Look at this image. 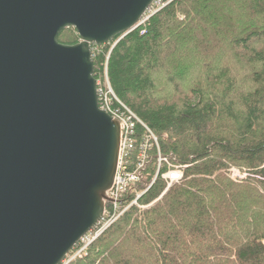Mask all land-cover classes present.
<instances>
[{
  "label": "trees",
  "instance_id": "1",
  "mask_svg": "<svg viewBox=\"0 0 264 264\" xmlns=\"http://www.w3.org/2000/svg\"><path fill=\"white\" fill-rule=\"evenodd\" d=\"M165 1L139 27L92 45L94 76L107 73L143 122L136 149L146 125L163 155L188 165L184 178L165 191L159 176L138 198L145 208L130 206L69 264H264V0ZM79 40L74 27L59 34ZM158 151L154 143L125 204L151 184ZM233 166L246 178H232Z\"/></svg>",
  "mask_w": 264,
  "mask_h": 264
},
{
  "label": "water",
  "instance_id": "2",
  "mask_svg": "<svg viewBox=\"0 0 264 264\" xmlns=\"http://www.w3.org/2000/svg\"><path fill=\"white\" fill-rule=\"evenodd\" d=\"M155 0H0V264H62L102 219L121 124L101 109L92 45ZM74 27L80 40L59 41Z\"/></svg>",
  "mask_w": 264,
  "mask_h": 264
},
{
  "label": "built area",
  "instance_id": "3",
  "mask_svg": "<svg viewBox=\"0 0 264 264\" xmlns=\"http://www.w3.org/2000/svg\"><path fill=\"white\" fill-rule=\"evenodd\" d=\"M165 5V0H155L147 13L143 16L139 26L145 23L153 14ZM105 75L108 79L107 73ZM107 85L109 86V89L107 86L104 88L101 85L100 80L97 81L99 106L101 109L110 113L114 118L118 119L121 124L118 168L114 184L107 192L109 200L106 204L111 203V206L109 209L106 208L102 219L81 239L79 244L75 247V250L70 252L71 254L76 251L73 258L84 255L87 252L86 249L89 245L107 228L115 223L130 206L138 204L141 208H145L146 205H140L138 203V198L148 190V188L155 182V180L158 179L159 176L166 181L167 187L165 191H167L170 187L184 178V170L188 166L187 164H180L177 161L176 155L173 153L163 155L159 148L157 136L146 125L145 134L143 135V140L138 151V149H136L138 124H143V122L138 115H136L117 97L109 82ZM154 143L157 145L159 150L157 156L156 174L151 184L144 191L138 193L137 197L133 199V201L125 204L123 200L124 195L132 186L138 184V182H140L143 178V174L148 164L149 150ZM67 258L64 259L62 264H67L66 260L69 259ZM71 260L72 259H70V261Z\"/></svg>",
  "mask_w": 264,
  "mask_h": 264
},
{
  "label": "rangeland",
  "instance_id": "4",
  "mask_svg": "<svg viewBox=\"0 0 264 264\" xmlns=\"http://www.w3.org/2000/svg\"><path fill=\"white\" fill-rule=\"evenodd\" d=\"M190 50H192V48H189ZM198 52H199V57H200V61H201V59H202V57H203V52H205L204 50H199V49H196ZM216 52H218V54L220 53V51H219V49H217L216 48V50H215ZM198 52H194V53H192V56H194L196 53H198ZM199 57H197V58H199ZM196 58V59H197ZM191 60H193L194 61V58L192 57L191 58ZM193 61H189V62H187V63H193ZM198 65H195L194 67H192L191 68V71L192 70H194V68L195 67H197ZM106 74V73H105ZM197 75H195V74H193L192 75V79H194L195 77H196ZM100 80V82H101V85L105 88L106 86L108 87V89H109V86L107 85L108 84V82H109V80L107 79V77H106V75H105V78H104V81L103 80H101V79H99ZM193 81V80H192ZM110 83V82H109ZM161 88H164L163 89V91H161V93H164L165 94V96L167 97V98H169V96H170V94L173 92L172 90L174 89H172V85L171 84H167V86H161ZM171 97V96H170ZM227 170V173L232 177V178H237L238 180L240 179V178H246V176H247V173L246 172H242L239 168H237V167H230V168H228V169H226ZM88 250V248L86 249V251ZM75 252L76 251H74L73 253H71L70 254V256L67 258L68 260H66V263L67 264H69L71 261H73V257H74V255H75ZM70 259H72L71 261H70ZM70 261V262H69Z\"/></svg>",
  "mask_w": 264,
  "mask_h": 264
}]
</instances>
